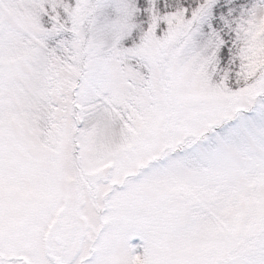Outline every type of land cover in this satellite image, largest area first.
<instances>
[{"label": "rangeland", "instance_id": "rangeland-1", "mask_svg": "<svg viewBox=\"0 0 264 264\" xmlns=\"http://www.w3.org/2000/svg\"><path fill=\"white\" fill-rule=\"evenodd\" d=\"M25 259L264 264V0H0V264Z\"/></svg>", "mask_w": 264, "mask_h": 264}, {"label": "trees", "instance_id": "trees-1", "mask_svg": "<svg viewBox=\"0 0 264 264\" xmlns=\"http://www.w3.org/2000/svg\"><path fill=\"white\" fill-rule=\"evenodd\" d=\"M142 1V0H141ZM179 1V0H178ZM137 2H140V1H137ZM77 147V146H76ZM137 248V247H135ZM137 251H138V248H137ZM136 250L133 251V259L135 260V263H137L139 261L138 259V256H136L137 254L135 252H137Z\"/></svg>", "mask_w": 264, "mask_h": 264}, {"label": "flooded vegetation", "instance_id": "flooded-vegetation-1", "mask_svg": "<svg viewBox=\"0 0 264 264\" xmlns=\"http://www.w3.org/2000/svg\"><path fill=\"white\" fill-rule=\"evenodd\" d=\"M50 250V248L49 247H47V251H49ZM25 261V260H24ZM33 262H37L36 261V259H33ZM24 264H26L25 262H23ZM28 264H32L31 262H29Z\"/></svg>", "mask_w": 264, "mask_h": 264}, {"label": "water", "instance_id": "water-1", "mask_svg": "<svg viewBox=\"0 0 264 264\" xmlns=\"http://www.w3.org/2000/svg\"><path fill=\"white\" fill-rule=\"evenodd\" d=\"M57 264H59V261H56Z\"/></svg>", "mask_w": 264, "mask_h": 264}]
</instances>
